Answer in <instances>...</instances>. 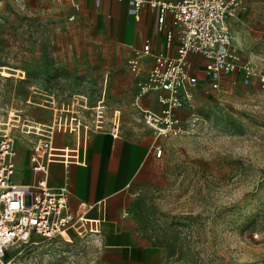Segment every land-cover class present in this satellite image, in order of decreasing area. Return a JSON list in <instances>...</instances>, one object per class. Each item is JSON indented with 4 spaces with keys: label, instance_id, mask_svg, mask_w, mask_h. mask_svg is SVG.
Segmentation results:
<instances>
[{
    "label": "rangeland",
    "instance_id": "374dc122",
    "mask_svg": "<svg viewBox=\"0 0 264 264\" xmlns=\"http://www.w3.org/2000/svg\"><path fill=\"white\" fill-rule=\"evenodd\" d=\"M250 13L233 29L243 57L256 69L252 82L232 84L233 76L226 75L216 90L205 69L194 66L201 80L195 94L198 128L157 136L144 120L142 97L136 103V77L127 61L133 49L117 38V16L83 7L71 18L66 3L0 0V67L13 73L0 74V122L19 119L15 144L27 154L39 138L24 133L27 125L62 119L67 131L73 122L81 136L85 125L89 136L111 131L114 123L119 132L138 126L135 130L153 137L156 160L142 174L133 212L149 242L162 248L163 264H264V87L259 82L264 0L254 2ZM156 26L161 31L158 15ZM57 134L61 141H74V131ZM96 242L77 248L65 242L15 244L6 259L10 264H100Z\"/></svg>",
    "mask_w": 264,
    "mask_h": 264
},
{
    "label": "built area",
    "instance_id": "2783aa9c",
    "mask_svg": "<svg viewBox=\"0 0 264 264\" xmlns=\"http://www.w3.org/2000/svg\"><path fill=\"white\" fill-rule=\"evenodd\" d=\"M71 5L72 16L78 15L80 0H51ZM128 11L135 19L140 18L144 6L158 12L159 28L166 36L168 48L174 54H154V63L143 73L142 59L152 53L151 41L146 39L141 48L129 58V69L136 75V103L155 92L161 106L159 111L139 107L145 122L159 135H179L196 130L200 117L195 111V94L200 86L198 73L193 71L192 56L205 59L203 68L208 74L211 88L220 90L225 76H233L232 84L241 81L250 84L257 74L254 65L245 59L228 19L245 10L248 0H127ZM100 0H96V5ZM239 74V78L236 75ZM264 87V73L259 74ZM187 110L184 116L180 113ZM19 119L0 123V264H10L8 250L15 244H60L79 246L77 243L97 241L101 233L100 219H88L84 213H76L70 205V190L66 184L52 186L48 181L49 165L54 161L84 163L81 151L89 138V126L84 134L62 119L51 124L27 125L26 134L39 136L33 143L30 155L32 171L41 174L30 183L16 181L15 158L17 149L13 135ZM81 122L79 121L78 124ZM96 127H101L97 125ZM76 145L56 146L57 133H72ZM119 135V124L110 131ZM157 154L162 148L157 147ZM39 237V238H38ZM72 248V247H71ZM79 251L84 252L79 248ZM66 251H64L65 253Z\"/></svg>",
    "mask_w": 264,
    "mask_h": 264
},
{
    "label": "crops",
    "instance_id": "0c3cea01",
    "mask_svg": "<svg viewBox=\"0 0 264 264\" xmlns=\"http://www.w3.org/2000/svg\"><path fill=\"white\" fill-rule=\"evenodd\" d=\"M257 1L248 0L246 11H240L228 19L234 36V22L238 19L247 20L252 4ZM80 5L79 13L83 7H92L98 12L118 17L117 38L133 49L127 61L142 42L150 39L152 53L142 59L143 73L153 65L154 54L175 53L174 48L167 47L165 33L156 26L157 10L144 6L140 18L135 19L128 11L127 0H100L98 5L96 0H80ZM68 6L72 11L71 5ZM235 41L237 43L236 36ZM192 60L195 66L203 67L205 63V59L200 56L193 55ZM141 103L150 110L161 109L155 92L143 96ZM135 129L139 127L123 128L117 137L108 130L91 133L80 155L84 163L54 161L49 165V184L68 186L72 209L78 214L84 213L88 219H100L101 233L96 242L101 248L100 264H163L162 248L149 242L133 212L135 195L143 188L142 174L151 159L156 160L152 150L153 137ZM32 143L29 154L20 143L16 145L13 176L16 181L30 183L41 175L34 173L31 168ZM54 143L56 146L73 147L76 145V136L74 134V141L71 138L61 141L57 134ZM22 152L25 153V169L20 171L18 162Z\"/></svg>",
    "mask_w": 264,
    "mask_h": 264
},
{
    "label": "bare ground",
    "instance_id": "6f19581e",
    "mask_svg": "<svg viewBox=\"0 0 264 264\" xmlns=\"http://www.w3.org/2000/svg\"><path fill=\"white\" fill-rule=\"evenodd\" d=\"M8 67H0V74L3 76H11L13 73L7 69ZM1 123V122H0Z\"/></svg>",
    "mask_w": 264,
    "mask_h": 264
}]
</instances>
